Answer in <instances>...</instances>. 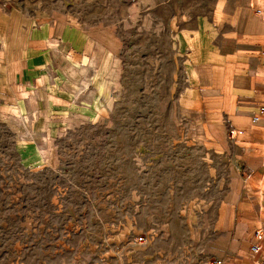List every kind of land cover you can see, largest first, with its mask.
<instances>
[{
	"label": "rangeland",
	"instance_id": "obj_1",
	"mask_svg": "<svg viewBox=\"0 0 264 264\" xmlns=\"http://www.w3.org/2000/svg\"><path fill=\"white\" fill-rule=\"evenodd\" d=\"M15 1L92 20L121 13L115 0ZM212 1L125 18L119 80L97 95L69 98L53 69L33 105L5 111L17 98L3 97L0 75V264L194 262L187 217L217 202L225 168L187 106L172 24Z\"/></svg>",
	"mask_w": 264,
	"mask_h": 264
},
{
	"label": "crops",
	"instance_id": "obj_2",
	"mask_svg": "<svg viewBox=\"0 0 264 264\" xmlns=\"http://www.w3.org/2000/svg\"><path fill=\"white\" fill-rule=\"evenodd\" d=\"M115 1L120 14L92 20L62 7L29 10L0 0L3 97L17 98L5 111L33 105L53 69L66 76L60 80L69 98L116 83L125 18L157 14L165 0ZM172 26L185 54L187 106L225 168L217 202L187 217L192 264H264V0H213Z\"/></svg>",
	"mask_w": 264,
	"mask_h": 264
},
{
	"label": "built area",
	"instance_id": "obj_3",
	"mask_svg": "<svg viewBox=\"0 0 264 264\" xmlns=\"http://www.w3.org/2000/svg\"><path fill=\"white\" fill-rule=\"evenodd\" d=\"M261 112L264 113V106L261 107ZM255 117L258 118L259 116L257 115V116H255ZM256 232H257V234H258L259 237H260V236H261V235H260V234H261V231L258 229ZM140 238L143 239L142 236H141ZM253 248L256 249V250L259 249V243L254 244V245H253Z\"/></svg>",
	"mask_w": 264,
	"mask_h": 264
}]
</instances>
